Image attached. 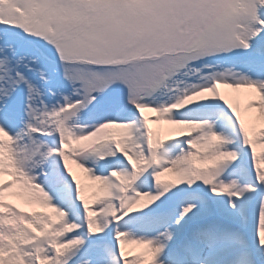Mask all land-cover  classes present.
Here are the masks:
<instances>
[{
    "label": "snow or ice",
    "instance_id": "6c2138e0",
    "mask_svg": "<svg viewBox=\"0 0 264 264\" xmlns=\"http://www.w3.org/2000/svg\"><path fill=\"white\" fill-rule=\"evenodd\" d=\"M0 264H264V0H0Z\"/></svg>",
    "mask_w": 264,
    "mask_h": 264
},
{
    "label": "bare ground",
    "instance_id": "6f19581e",
    "mask_svg": "<svg viewBox=\"0 0 264 264\" xmlns=\"http://www.w3.org/2000/svg\"><path fill=\"white\" fill-rule=\"evenodd\" d=\"M240 95H241V103H242V104H241V107H242V109H243V105H244L245 100H244V97H243V93H241ZM152 126H153L154 128L157 127L156 125H152ZM81 175H82V174H81ZM131 250L134 251V252L137 251V249H135L134 246L131 248Z\"/></svg>",
    "mask_w": 264,
    "mask_h": 264
},
{
    "label": "rangeland",
    "instance_id": "374dc122",
    "mask_svg": "<svg viewBox=\"0 0 264 264\" xmlns=\"http://www.w3.org/2000/svg\"><path fill=\"white\" fill-rule=\"evenodd\" d=\"M38 211H39V209H37ZM133 253H134V251H133Z\"/></svg>",
    "mask_w": 264,
    "mask_h": 264
}]
</instances>
